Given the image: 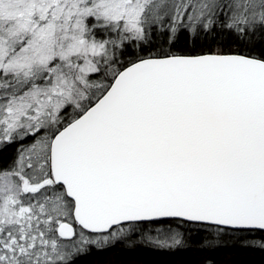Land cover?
I'll return each instance as SVG.
<instances>
[{
  "label": "snow or ice",
  "instance_id": "snow-or-ice-1",
  "mask_svg": "<svg viewBox=\"0 0 264 264\" xmlns=\"http://www.w3.org/2000/svg\"><path fill=\"white\" fill-rule=\"evenodd\" d=\"M116 247L264 252V0H0V264Z\"/></svg>",
  "mask_w": 264,
  "mask_h": 264
},
{
  "label": "trees",
  "instance_id": "trees-1",
  "mask_svg": "<svg viewBox=\"0 0 264 264\" xmlns=\"http://www.w3.org/2000/svg\"><path fill=\"white\" fill-rule=\"evenodd\" d=\"M12 154L9 149L4 155ZM211 255L215 264H264V252L239 247H223L209 254L198 251L158 252L148 248L129 251L116 247L82 257L78 264H195Z\"/></svg>",
  "mask_w": 264,
  "mask_h": 264
}]
</instances>
